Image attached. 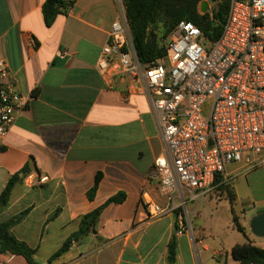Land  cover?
<instances>
[{"label":"crops","instance_id":"0c3cea01","mask_svg":"<svg viewBox=\"0 0 264 264\" xmlns=\"http://www.w3.org/2000/svg\"><path fill=\"white\" fill-rule=\"evenodd\" d=\"M45 2L0 0V57L28 101L0 140V195L26 165L30 174L49 178L40 186H30L26 179L17 183L8 205L0 209V223L27 212L11 232L37 248L36 260L45 264L80 229L83 216L123 192L126 200L104 210L96 232L52 264H169L174 235L175 264H239L232 255L235 245L250 241L264 249V237L251 231L252 221L264 213V167L237 174L241 166L231 165L223 177L233 187L235 214L247 236L238 231L241 236L210 241L215 229L194 225L187 214L190 203H198L193 214L199 212L207 197L199 193L194 199L186 193L185 208H177L182 204L177 198L176 211L147 221L146 200L168 206L154 169L163 150L157 120L146 97L128 95L126 80L116 78L111 86L97 71L118 16L116 0H77L52 27L45 24ZM62 51L69 56H60ZM99 173L102 180L91 200L89 191ZM243 202L257 214L250 219L245 209L239 214L236 205ZM182 209L188 229L179 235ZM0 260L27 264L10 253L0 252Z\"/></svg>","mask_w":264,"mask_h":264},{"label":"built area","instance_id":"2783aa9c","mask_svg":"<svg viewBox=\"0 0 264 264\" xmlns=\"http://www.w3.org/2000/svg\"><path fill=\"white\" fill-rule=\"evenodd\" d=\"M220 2H227L229 11L218 41H210L192 22L181 21L170 35L166 56L143 65L124 1L116 0L118 16L97 71L111 86L116 78L126 80L128 95L146 97L157 120L163 150L154 169L168 206L146 200L147 221L176 211L177 198L182 201L177 208H185L186 193L193 199L197 193L211 194L231 165L241 166L237 174L264 167V0L212 4ZM60 56L68 57L69 52ZM15 82L0 57V140L27 107ZM26 181L40 186L49 178L30 174ZM187 229L182 217L178 234Z\"/></svg>","mask_w":264,"mask_h":264},{"label":"trees","instance_id":"16d2710c","mask_svg":"<svg viewBox=\"0 0 264 264\" xmlns=\"http://www.w3.org/2000/svg\"><path fill=\"white\" fill-rule=\"evenodd\" d=\"M76 1L70 0H46L43 5V15L47 27H52L60 15H67L75 6ZM126 15L130 24L132 39L138 58L143 65H152L157 60L166 56V47L160 44L155 32L157 26L163 24L165 27L164 37L173 32L175 26L181 21L192 22L202 30L204 35L212 42L218 41L224 31L229 5L220 2L217 8L201 13V0H123ZM31 167L26 165L19 173L12 176L6 188L0 195V209L7 206L11 193L17 183L25 180L30 175ZM102 174L96 177L94 186L89 191V198L94 199L100 183ZM216 185L218 192L225 194L231 205L233 222L236 229L247 236L246 230L241 226L238 216L235 214L236 195L233 187L220 176ZM126 200L123 192L111 197L102 206L86 214L80 220V229L73 233L61 248L55 252L45 264H52L55 260L67 253L82 237L96 232L104 210L111 204H121ZM27 212H24L7 222L0 223V252L10 253L22 257L27 264H40L36 260L37 248H32L25 242L19 240L11 232L12 227L19 223ZM176 232L178 227L176 226ZM178 245L175 235L168 247V262L175 264L177 260ZM233 258L239 264H264V249L255 246L250 241L237 244L232 249Z\"/></svg>","mask_w":264,"mask_h":264},{"label":"rangeland","instance_id":"374dc122","mask_svg":"<svg viewBox=\"0 0 264 264\" xmlns=\"http://www.w3.org/2000/svg\"><path fill=\"white\" fill-rule=\"evenodd\" d=\"M205 1L209 2V0H201L202 3ZM209 4V11H211L214 4ZM155 32L157 33V36L160 40V44L166 47L170 36L164 37L166 30L163 24L157 26ZM227 170L228 172L231 171V167H229ZM218 187L219 185H217L211 194L207 195L197 214L194 215L193 211L197 208L198 203H190L187 206V214L190 222H192L194 225H206L210 229H215L214 234L208 237L210 241H223L225 238L230 239L233 236H241V233H239L234 227L230 203L226 198L220 197L222 194L218 192ZM1 190L2 188H0V191ZM243 209L246 210V217L248 219L257 214L254 206L248 204L247 202H243L241 204L237 203L236 210L239 212V214H241L240 212ZM181 211L183 214V219L185 220L186 213L183 211V209ZM37 258L40 260V257ZM16 264H21V261H16Z\"/></svg>","mask_w":264,"mask_h":264},{"label":"water","instance_id":"95a60500","mask_svg":"<svg viewBox=\"0 0 264 264\" xmlns=\"http://www.w3.org/2000/svg\"><path fill=\"white\" fill-rule=\"evenodd\" d=\"M215 0H209V2L205 1L201 5V12L206 13L210 9L209 3H214ZM215 8L218 7V5L214 6ZM251 231L254 235L259 237H264V213L258 215L251 223Z\"/></svg>","mask_w":264,"mask_h":264}]
</instances>
